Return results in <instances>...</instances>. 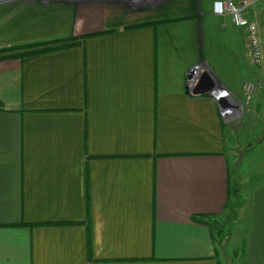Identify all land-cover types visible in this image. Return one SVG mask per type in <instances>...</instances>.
I'll list each match as a JSON object with an SVG mask.
<instances>
[{"label": "crops", "instance_id": "1", "mask_svg": "<svg viewBox=\"0 0 264 264\" xmlns=\"http://www.w3.org/2000/svg\"><path fill=\"white\" fill-rule=\"evenodd\" d=\"M212 1L0 0V40L72 39L0 59V264H220L207 219L230 200L241 128L212 92L240 106L259 82L264 120V65ZM257 178L229 264H264Z\"/></svg>", "mask_w": 264, "mask_h": 264}, {"label": "rangeland", "instance_id": "2", "mask_svg": "<svg viewBox=\"0 0 264 264\" xmlns=\"http://www.w3.org/2000/svg\"><path fill=\"white\" fill-rule=\"evenodd\" d=\"M142 12L144 13V11ZM126 22L128 23L129 20H127ZM124 23L125 22L123 21V24ZM41 41L45 43L48 42L44 45L46 47H52L59 44L52 42L54 40H0V43H3L1 47H9ZM35 47L36 45L31 48L10 51L9 53L32 51L33 49H35ZM37 48L40 47L37 46ZM250 103L248 105H242L240 115L237 117H233L232 119L235 122H239V126L241 128L238 129L239 134L237 135V138L239 142V148L235 152L237 153V155H234V158H236V160H234L232 168L233 177L235 176L236 178L234 180L235 184L233 185V187H235L236 193L231 194L228 205L222 213L213 215L208 219L212 231L214 232V235L216 237L215 242L218 246V256L220 259V264H229L230 261L236 262L239 260L238 258H241V254H244V245L242 244L241 246L240 241V237L243 233V227L240 226L238 228V226L239 224H241L240 219L244 214V204L247 200L246 197L248 189H250L257 182L258 173L263 170L264 167V158L262 160V153L258 151V146L261 147L263 142L260 141V143L258 139H260L261 137L260 134L264 136V120L262 118V113H257V109H254L250 105ZM250 106L255 110L254 113L251 112ZM242 127H244V129H242ZM260 159L263 162L261 161L260 163ZM225 239L226 245H224V247H221L220 241ZM220 247L223 248V250H221Z\"/></svg>", "mask_w": 264, "mask_h": 264}, {"label": "built area", "instance_id": "3", "mask_svg": "<svg viewBox=\"0 0 264 264\" xmlns=\"http://www.w3.org/2000/svg\"><path fill=\"white\" fill-rule=\"evenodd\" d=\"M132 7L152 6L162 3L166 0H123ZM255 8L254 0H213L211 4L212 13L216 16L228 15L232 23L245 32L248 55L251 62L257 66L264 65V14L262 19L250 18L247 14ZM261 84L257 81L247 80L242 84L244 100L240 106L231 107L226 105L222 111L224 116L233 118L241 113V106L248 105L258 91ZM218 99L223 94L212 92ZM225 95V94H224ZM233 108V109H232Z\"/></svg>", "mask_w": 264, "mask_h": 264}, {"label": "trees", "instance_id": "4", "mask_svg": "<svg viewBox=\"0 0 264 264\" xmlns=\"http://www.w3.org/2000/svg\"><path fill=\"white\" fill-rule=\"evenodd\" d=\"M71 40L72 39H58V40H54L52 42L59 43V44L56 45V46H52V47L44 46L48 42L45 43V42H42V41L41 42H30V43H26V44H23V45L3 47V48H0V59L11 58V57H23V56H25L27 54H31V53L43 52V51H48V50H51V49H54V48H58V47L70 46L72 44V43H70ZM34 45H36V47L32 51H25V52H21V53H9L10 51H16V50L24 49V48H31ZM37 46L40 47V48H37ZM234 184L235 183H233V185ZM233 185H231L228 188L229 192H230V195L232 193H236L235 187H233ZM228 202H229V199L226 202V207L228 205ZM204 218H205V216H193L194 220L200 221V222H205ZM209 218L210 217H208V219ZM208 219H207V223L211 227ZM211 237H212V240L215 239V238H213V234H212ZM220 242H221V246L224 247L225 243H222V241H220Z\"/></svg>", "mask_w": 264, "mask_h": 264}, {"label": "water", "instance_id": "5", "mask_svg": "<svg viewBox=\"0 0 264 264\" xmlns=\"http://www.w3.org/2000/svg\"><path fill=\"white\" fill-rule=\"evenodd\" d=\"M211 84H212V81H211V77H210L209 72L201 73L198 77L197 85H196V87H194V92L196 93V92H199L201 90H203V91L208 90L210 88ZM226 97L227 96L223 94L218 99V101L220 102V105L222 107L226 106L227 103H230V102H227ZM231 105H233V107L238 106L236 103H233V102H231Z\"/></svg>", "mask_w": 264, "mask_h": 264}]
</instances>
